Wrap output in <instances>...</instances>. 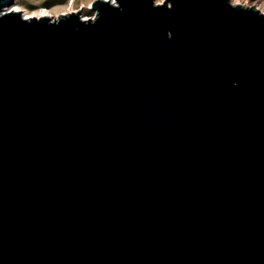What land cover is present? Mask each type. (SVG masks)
Listing matches in <instances>:
<instances>
[{
	"label": "water",
	"instance_id": "water-1",
	"mask_svg": "<svg viewBox=\"0 0 264 264\" xmlns=\"http://www.w3.org/2000/svg\"><path fill=\"white\" fill-rule=\"evenodd\" d=\"M112 1L0 0V264H264V13Z\"/></svg>",
	"mask_w": 264,
	"mask_h": 264
},
{
	"label": "rangeland",
	"instance_id": "rangeland-1",
	"mask_svg": "<svg viewBox=\"0 0 264 264\" xmlns=\"http://www.w3.org/2000/svg\"><path fill=\"white\" fill-rule=\"evenodd\" d=\"M161 1L162 0H155L156 3ZM91 2L92 0H72L71 2L70 0H14L15 5L21 6V8L28 13L45 9L55 17L61 13H65L69 3L75 10L83 5L81 14L85 18L92 17L94 15V11L87 8V5ZM230 2L232 4L239 3L248 7L253 5L258 11L264 13V0H230Z\"/></svg>",
	"mask_w": 264,
	"mask_h": 264
},
{
	"label": "bare ground",
	"instance_id": "bare-ground-1",
	"mask_svg": "<svg viewBox=\"0 0 264 264\" xmlns=\"http://www.w3.org/2000/svg\"><path fill=\"white\" fill-rule=\"evenodd\" d=\"M112 1V0H110ZM114 2V1H112ZM163 0L159 3H162ZM231 3V2H230ZM232 4V3H231ZM234 5V4H233ZM83 8V5H81L79 8H77L76 10H79L81 12ZM87 8L90 9V4L87 5ZM10 9L12 10H16V11H21L23 13V16H27V17H30V16H35V17H39V16H48V17H51V18H56L54 15H52L51 13H49V11L45 10V9H42V10H39L37 12H32V13H28L27 11H25L24 9L21 8V6H18V5H15L14 3L6 8H4V11H9ZM72 5L70 4V6L67 7V11L65 13H68V12H74L76 11ZM84 18V17H83ZM87 18V17H86Z\"/></svg>",
	"mask_w": 264,
	"mask_h": 264
},
{
	"label": "built area",
	"instance_id": "built-area-1",
	"mask_svg": "<svg viewBox=\"0 0 264 264\" xmlns=\"http://www.w3.org/2000/svg\"><path fill=\"white\" fill-rule=\"evenodd\" d=\"M72 0H70V2H71ZM69 6H70V3H69Z\"/></svg>",
	"mask_w": 264,
	"mask_h": 264
}]
</instances>
